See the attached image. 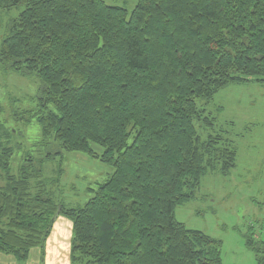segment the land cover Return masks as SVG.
Wrapping results in <instances>:
<instances>
[{"label": "trees", "instance_id": "1", "mask_svg": "<svg viewBox=\"0 0 264 264\" xmlns=\"http://www.w3.org/2000/svg\"><path fill=\"white\" fill-rule=\"evenodd\" d=\"M18 7L0 64L37 80L36 109L11 118L38 124L46 154L24 156L11 173L14 130L0 121V254L24 263L63 215L76 264H222L219 243L174 211L208 172L235 167L223 135L201 138L215 124L197 102L230 85L264 86V0H137L129 15L102 0H0L2 11ZM63 153L113 169L81 208L53 194ZM249 229L246 247L264 264Z\"/></svg>", "mask_w": 264, "mask_h": 264}, {"label": "rangeland", "instance_id": "2", "mask_svg": "<svg viewBox=\"0 0 264 264\" xmlns=\"http://www.w3.org/2000/svg\"><path fill=\"white\" fill-rule=\"evenodd\" d=\"M102 1L125 9L128 15L137 3V0ZM21 10V7L0 10V43L7 34L8 24ZM37 89L35 78L20 77L0 64V121L8 131L14 130L15 149L10 160L13 174L24 156L38 158L46 154L40 143L38 124L32 120L23 125L11 118V111L36 109ZM203 103L198 101L197 105L203 107L215 126L213 131L198 129L200 136L206 139L223 135L236 151L235 167L226 176L208 172L194 198L176 207L174 218L187 229L219 243L222 264H257L253 251L246 247V236L252 228L259 241L264 242V86L256 82L230 85L219 91L208 105ZM63 156L64 172L53 194L67 208H81L92 198L90 191L105 183L113 169L79 153H63ZM60 166L59 159L43 163V177L53 178V172ZM72 239L71 220L58 216L42 245L43 264H76L72 261ZM260 257L264 263V254Z\"/></svg>", "mask_w": 264, "mask_h": 264}, {"label": "crops", "instance_id": "3", "mask_svg": "<svg viewBox=\"0 0 264 264\" xmlns=\"http://www.w3.org/2000/svg\"><path fill=\"white\" fill-rule=\"evenodd\" d=\"M0 264H20L13 256L0 254ZM21 264H43L42 248H33L29 251L27 259Z\"/></svg>", "mask_w": 264, "mask_h": 264}]
</instances>
